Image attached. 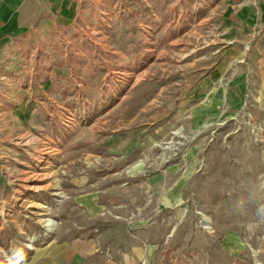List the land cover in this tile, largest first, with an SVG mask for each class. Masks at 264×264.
Returning a JSON list of instances; mask_svg holds the SVG:
<instances>
[{
    "label": "rangeland",
    "instance_id": "1",
    "mask_svg": "<svg viewBox=\"0 0 264 264\" xmlns=\"http://www.w3.org/2000/svg\"><path fill=\"white\" fill-rule=\"evenodd\" d=\"M20 13L0 71V264L75 239L117 260L264 264V0Z\"/></svg>",
    "mask_w": 264,
    "mask_h": 264
},
{
    "label": "crops",
    "instance_id": "2",
    "mask_svg": "<svg viewBox=\"0 0 264 264\" xmlns=\"http://www.w3.org/2000/svg\"><path fill=\"white\" fill-rule=\"evenodd\" d=\"M26 3L28 0H0V71L16 36L29 30V25L19 22L21 17L29 18L20 13ZM154 254L153 247H135L117 260L100 252L92 240H61L39 246L19 264H154Z\"/></svg>",
    "mask_w": 264,
    "mask_h": 264
},
{
    "label": "bare ground",
    "instance_id": "3",
    "mask_svg": "<svg viewBox=\"0 0 264 264\" xmlns=\"http://www.w3.org/2000/svg\"><path fill=\"white\" fill-rule=\"evenodd\" d=\"M50 225V224H49ZM48 226V225H47Z\"/></svg>",
    "mask_w": 264,
    "mask_h": 264
}]
</instances>
